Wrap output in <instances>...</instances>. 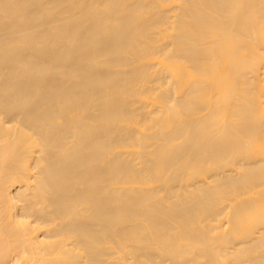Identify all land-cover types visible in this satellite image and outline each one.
Wrapping results in <instances>:
<instances>
[{
	"label": "bare ground",
	"instance_id": "1",
	"mask_svg": "<svg viewBox=\"0 0 264 264\" xmlns=\"http://www.w3.org/2000/svg\"><path fill=\"white\" fill-rule=\"evenodd\" d=\"M0 264H264V0H0Z\"/></svg>",
	"mask_w": 264,
	"mask_h": 264
}]
</instances>
